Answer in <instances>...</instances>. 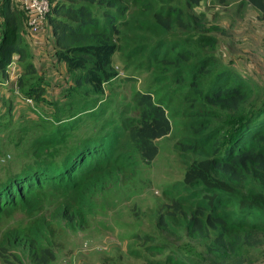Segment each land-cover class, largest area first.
I'll use <instances>...</instances> for the list:
<instances>
[{"label":"trees","instance_id":"16d2710c","mask_svg":"<svg viewBox=\"0 0 264 264\" xmlns=\"http://www.w3.org/2000/svg\"><path fill=\"white\" fill-rule=\"evenodd\" d=\"M47 1L44 25L33 34L20 3L0 0V119L11 112L14 120L12 98L32 101L26 105L34 106L35 122H52L41 112L71 115L36 135L0 177V228L15 213L26 219L0 234V264H53L54 223L85 231L96 198L156 159V142L172 132L177 116L184 121L175 144L184 171L163 192L168 203L158 227L171 236L183 230L202 251L154 242L144 264H264V95L219 65V29L195 12L205 0ZM235 2L238 12L249 5L264 25V0ZM42 50L69 77L48 111L40 108L47 87L35 66L34 53ZM118 53L164 69L185 89L183 104L136 93L134 117L101 121L93 110L116 76ZM10 65L15 80L6 85Z\"/></svg>","mask_w":264,"mask_h":264},{"label":"rangeland","instance_id":"374dc122","mask_svg":"<svg viewBox=\"0 0 264 264\" xmlns=\"http://www.w3.org/2000/svg\"><path fill=\"white\" fill-rule=\"evenodd\" d=\"M236 6L235 0H228L225 6L217 5L215 0H205L195 12H204L219 29L216 33L219 38V49L216 50L219 65H228L240 79L264 95V25L257 21L253 9L247 6L238 12ZM140 36L148 35L141 33ZM229 57L234 59L233 63L228 64ZM113 70L116 76L111 86L105 87L104 97L93 110L100 115L101 121L134 117L136 93L149 92L156 98L172 100L178 106L183 104L185 89L172 85L170 75L167 73V79L164 69H153L143 58L126 61L118 53ZM38 116L48 117L52 122L47 125L35 122L23 117L22 113L18 116L14 113L13 120L11 112L0 119V177L6 173L9 164L16 165L13 159L27 151L36 135L49 131L54 120L57 123L58 119H67L71 115L62 112L47 116L41 112ZM177 119L172 123V132L156 142L159 153L150 165L140 166L130 183L111 186L96 198V212L89 218L85 231L68 232L54 223L58 247L53 264H144L146 258H153L145 251L154 242L202 251L201 244L188 240L183 230L179 235L171 236L158 227L159 215L168 203L163 192L180 180L184 171V163L175 149L176 142L185 135L184 121L180 116ZM80 132L83 130L78 134ZM18 142L24 144V149L17 152L14 144ZM43 215L51 221L50 211L46 210ZM25 223L24 216L15 213L3 220L0 234L7 228ZM23 264H29L28 260L25 259Z\"/></svg>","mask_w":264,"mask_h":264},{"label":"crops","instance_id":"0c3cea01","mask_svg":"<svg viewBox=\"0 0 264 264\" xmlns=\"http://www.w3.org/2000/svg\"><path fill=\"white\" fill-rule=\"evenodd\" d=\"M249 8H251L248 5ZM252 9V8H251ZM255 13V12H254ZM35 54V66L37 73L44 78L45 87H47V101L46 104L40 105L42 110L48 111L51 108V103L56 101L60 93L69 85V77L66 74L63 64H54L48 57L45 51H38ZM58 100V99H57ZM13 112L16 116L22 113L23 117L35 119L34 114L31 113L35 108L23 104L19 100L12 98ZM23 120H20L22 122Z\"/></svg>","mask_w":264,"mask_h":264},{"label":"built area","instance_id":"2783aa9c","mask_svg":"<svg viewBox=\"0 0 264 264\" xmlns=\"http://www.w3.org/2000/svg\"><path fill=\"white\" fill-rule=\"evenodd\" d=\"M18 3H20V6H22L23 10L29 14V21L28 25L31 27V32L33 34H36L39 32L40 29H42V26L44 25L45 18L47 13L49 12V3L47 0H16ZM10 78L8 81H6V85H8V82L15 80V77L13 76L12 70L14 68L10 65ZM26 104L32 105L31 100H25Z\"/></svg>","mask_w":264,"mask_h":264}]
</instances>
